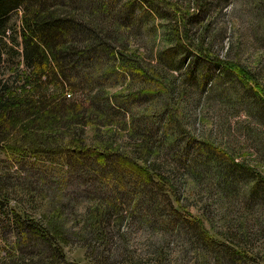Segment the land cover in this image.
Listing matches in <instances>:
<instances>
[{"label": "trees", "instance_id": "16d2710c", "mask_svg": "<svg viewBox=\"0 0 264 264\" xmlns=\"http://www.w3.org/2000/svg\"><path fill=\"white\" fill-rule=\"evenodd\" d=\"M226 1L184 3L187 9L197 7L205 14L208 8L224 6ZM167 4L165 0H0V162L8 163L9 169L21 163L46 165L60 172V182L72 175L93 174L101 188L115 187L111 194L116 198L98 195L89 199L93 205L84 215L82 235L90 248L101 250L94 253L99 259L94 264H114L119 257L125 258L119 241L121 227L137 203L168 224L170 245L174 241L177 246V241L179 248L187 247L191 255L205 251L215 264L245 262L251 256L230 234H221V239L210 235L203 219L192 216L180 202L182 174L177 169L188 173L198 169V173L208 165L221 180L233 185L244 179L251 183V195L264 196V180L254 169L193 138L182 126L194 121L188 117L191 102L185 98L187 90L178 87L176 72L186 74L196 89L216 70L232 77L264 118V100L257 95L262 90L249 83L250 74L229 61L215 59L211 63L207 54H201L210 26L191 21L197 17L194 11L170 20V29L162 30L164 45L155 57L165 72L170 71V124L168 117L156 118V126L150 124L128 135L135 138L128 146L118 143L112 131L100 134L96 130L126 116L131 100H137V94L140 98L146 95L143 84L155 80L154 71L140 65L142 59L129 50L124 33L136 28L140 16L164 19L159 14ZM194 22L200 30L189 29ZM107 27L112 30L108 32ZM209 36L211 44L219 43L217 35ZM206 51L214 49L208 44ZM109 65L111 71L103 72ZM206 67L211 68L207 78ZM120 78L124 82L136 79L141 88L124 95L127 89ZM77 92L81 93L75 95ZM110 127L118 133L124 131L116 123ZM152 128L175 152L184 155L179 164L170 159L177 169L150 158L155 143L149 132ZM88 131L92 143L85 142ZM9 180L20 179L0 173V264H73L66 260L64 248L77 233L64 230L67 227L56 214L48 213V207L34 206L30 199L22 207L9 205L8 194L21 191L23 185ZM202 206L198 211L202 210L207 220V206ZM242 238L236 236L237 241ZM156 248L155 256H160Z\"/></svg>", "mask_w": 264, "mask_h": 264}, {"label": "rangeland", "instance_id": "374dc122", "mask_svg": "<svg viewBox=\"0 0 264 264\" xmlns=\"http://www.w3.org/2000/svg\"><path fill=\"white\" fill-rule=\"evenodd\" d=\"M165 1L168 6L165 10L159 9V15H164L166 20L140 16L136 28L124 33L129 50L136 52L135 55L142 59L140 65L154 71L155 80L143 84L142 89L147 92L143 98H140V94L136 95L137 100L130 96L139 102L131 100L130 112L126 116L112 120L106 127L99 126L96 129L100 134L112 131L122 146L133 145L132 141L135 138L129 139L128 135H132L134 130L155 124L156 118L160 116L162 119L168 117L170 124L171 95L167 84L170 81V71L165 72L155 57L164 45L161 39L162 30L170 29V20L191 15L192 11L197 17L191 21H200L202 26H210L207 29V40L202 42L201 54H207L211 63L219 59L235 63L246 70L251 76L249 83L252 87L259 85L262 92H258L257 95L264 100V0H227L224 6L210 7L205 10V14L197 7L187 9L185 0ZM200 28L196 22L189 27L193 31ZM107 30L110 32L112 28L107 27ZM114 30L119 33V30ZM209 35H217L219 43L211 44ZM208 44L214 49L212 53L206 51ZM144 67L143 69L147 71ZM107 68L109 70L103 72L111 71L110 65ZM156 69L160 72H155ZM206 69L207 78L211 74V68ZM174 74L178 87L182 85L181 87L187 90L185 98L191 102V106H188L190 113L187 114L194 122L186 125L181 123L188 135L199 138L211 148L212 146L218 148L233 157L235 162L254 169L264 180V118L259 109L250 104L249 95L241 85L232 77L227 78L216 70L203 87L196 89L193 83L188 82L186 74L183 72ZM114 80L118 81L116 77ZM121 85L127 89L124 95H133L141 88L136 79H127L126 82L122 80ZM118 87L120 88L119 85ZM114 89L110 92L112 93ZM80 93L77 92L75 95ZM104 122L106 121L103 120ZM115 123L124 131L119 133L117 129L114 131L110 124ZM149 132L155 142L150 158L163 160L175 169V164L181 163L184 155L175 152L174 147H170L166 140H161L155 128ZM87 134L85 142L92 143L91 133L88 131ZM170 135L174 137L171 132ZM190 158L193 159L192 156ZM170 159L175 164L171 163ZM208 166L198 173H196L198 169H192L195 173H188L176 168L178 173L182 174L180 181V190L183 191L180 197L182 207L187 208L192 216L202 218V225L210 235L214 234L217 239H221L223 234H230L238 242V246L245 249V253L248 251L251 253L245 262L232 264H264V196L251 195L249 193L251 183L244 179L233 185L229 181L221 180ZM3 172L20 179L9 180L10 184L14 182L23 184L21 191H12L8 194L9 205L22 207L30 199L34 206H42V209L48 207V213L56 214L59 220L65 223L67 228L64 230L77 233L72 234L77 236L69 239L64 248L67 261L73 264H94V260L99 261L94 253L101 250L98 247L90 248L86 242L88 239L82 235L84 215L86 209L93 205L89 199L98 195L116 198L111 194L115 187L101 188L97 183L99 179L88 173L72 175L66 182H60L57 179L60 175L57 169L35 163L33 165L21 163L16 169H9L8 163L0 162V173ZM29 191L32 192L27 194ZM202 205L207 206L206 212L209 213L206 216L207 220L201 214L202 210L198 211L203 209ZM147 210L148 207L139 206L137 203V209L134 211L131 209L127 215L128 219L123 220L122 227L120 226L122 238L119 241L124 245L122 254L125 258L119 257L120 259L113 261L114 264H215L205 255V251H200V256H194L188 252L187 247L180 249L177 241L178 247L174 241V246L170 245L168 224H163L165 222L163 219L158 221L156 215ZM110 231L115 232V229ZM238 235L243 237L240 241L236 240ZM155 247H159L156 249L159 250L160 256H155ZM223 263L230 264L225 260Z\"/></svg>", "mask_w": 264, "mask_h": 264}]
</instances>
